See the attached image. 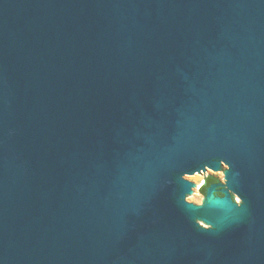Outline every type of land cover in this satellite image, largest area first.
Here are the masks:
<instances>
[{
    "label": "water",
    "instance_id": "obj_1",
    "mask_svg": "<svg viewBox=\"0 0 264 264\" xmlns=\"http://www.w3.org/2000/svg\"><path fill=\"white\" fill-rule=\"evenodd\" d=\"M0 264H264V0H0Z\"/></svg>",
    "mask_w": 264,
    "mask_h": 264
},
{
    "label": "rangeland",
    "instance_id": "obj_2",
    "mask_svg": "<svg viewBox=\"0 0 264 264\" xmlns=\"http://www.w3.org/2000/svg\"><path fill=\"white\" fill-rule=\"evenodd\" d=\"M209 175L214 176L217 179V181L219 183H221L222 185L225 184V173L219 172V171H211L209 173H206V174L191 178L190 180H192L193 182H195V183L200 185L198 190L196 191V203L198 205H202L205 200H209L211 197L214 196V195H209L208 197H206L204 192H202L201 189H200L201 183ZM218 196H220V195H216L215 197H218Z\"/></svg>",
    "mask_w": 264,
    "mask_h": 264
},
{
    "label": "flooded vegetation",
    "instance_id": "obj_3",
    "mask_svg": "<svg viewBox=\"0 0 264 264\" xmlns=\"http://www.w3.org/2000/svg\"><path fill=\"white\" fill-rule=\"evenodd\" d=\"M218 183L217 179L214 176H207L205 178V180H203V182L201 183V187H203V189H201L202 192H204V194L206 193V190L208 187H211L213 185H216ZM222 187L219 185H216L214 188L213 193L215 195H223L222 191H221Z\"/></svg>",
    "mask_w": 264,
    "mask_h": 264
},
{
    "label": "trees",
    "instance_id": "obj_4",
    "mask_svg": "<svg viewBox=\"0 0 264 264\" xmlns=\"http://www.w3.org/2000/svg\"><path fill=\"white\" fill-rule=\"evenodd\" d=\"M201 189H203V187H200Z\"/></svg>",
    "mask_w": 264,
    "mask_h": 264
}]
</instances>
